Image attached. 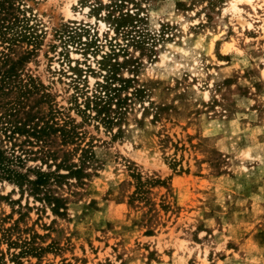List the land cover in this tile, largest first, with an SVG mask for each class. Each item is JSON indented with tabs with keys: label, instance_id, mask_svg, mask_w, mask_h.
<instances>
[{
	"label": "rangeland",
	"instance_id": "1",
	"mask_svg": "<svg viewBox=\"0 0 264 264\" xmlns=\"http://www.w3.org/2000/svg\"><path fill=\"white\" fill-rule=\"evenodd\" d=\"M81 148L61 215L0 179V264H264V0H0V150Z\"/></svg>",
	"mask_w": 264,
	"mask_h": 264
},
{
	"label": "trees",
	"instance_id": "2",
	"mask_svg": "<svg viewBox=\"0 0 264 264\" xmlns=\"http://www.w3.org/2000/svg\"><path fill=\"white\" fill-rule=\"evenodd\" d=\"M8 71V73H11ZM78 90L82 91V88L78 87ZM82 93V92H80ZM95 100H89V97L86 96V99L84 103L86 104V107L89 108L90 104H94L96 107L97 105H101V98L94 95L93 96ZM99 102H97V100ZM97 114H104L103 119L105 117V113H109L107 109H104V106H100L97 109ZM107 119H104L105 123L109 124L110 127L112 125V119L106 116ZM50 129L53 133H61L62 137L61 139L66 142V140H69L73 142L74 137H77V134L72 132L70 135L67 134L63 129V127H54L51 126H44L43 129L35 130V128H32V131L27 130V135L31 136L36 139V141L44 142L46 141V138L49 137V133H46V129ZM20 132V129H18ZM47 150V149H46ZM76 149H74L75 151ZM81 160L80 165H76L66 159V155L68 152L60 151L57 149H48L47 151H37L32 152L26 151L27 153H33L36 156H40L37 158L40 163L43 165L45 164L46 169H42L41 166H33V167H27L24 171H20L16 167H11L9 164H12L13 159L10 158L8 155L5 154L2 150H0V179H4L10 183H13L17 186L19 189L20 196H23L24 192L27 190V195L32 196L35 200H38L48 207H50L51 211L57 215H61L62 210H65V199L61 197V195L56 194L55 192L51 191L48 186L50 181H56L59 183H62L61 181L66 178H74L76 180H81L85 177H88L91 175L89 171L85 170V164L88 161L87 160V153H90L89 148H81ZM43 152V154H42ZM71 154V153H70ZM33 156V157H34ZM18 162H23L22 159L18 156ZM36 160V159H34ZM50 161V164L48 163ZM6 165V166H5ZM51 165L54 166L53 169H51ZM48 168V169H47ZM63 169L66 172L60 173V170ZM33 175V177H31Z\"/></svg>",
	"mask_w": 264,
	"mask_h": 264
},
{
	"label": "built area",
	"instance_id": "3",
	"mask_svg": "<svg viewBox=\"0 0 264 264\" xmlns=\"http://www.w3.org/2000/svg\"><path fill=\"white\" fill-rule=\"evenodd\" d=\"M85 39H86V37H85ZM93 41L92 40H90V41H87V39L82 43L83 44V48H84V50L87 52V50L90 48V47H92L90 44L92 43ZM72 74H75V73H73L72 72Z\"/></svg>",
	"mask_w": 264,
	"mask_h": 264
},
{
	"label": "bare ground",
	"instance_id": "4",
	"mask_svg": "<svg viewBox=\"0 0 264 264\" xmlns=\"http://www.w3.org/2000/svg\"><path fill=\"white\" fill-rule=\"evenodd\" d=\"M66 15H70V11L68 9L66 10Z\"/></svg>",
	"mask_w": 264,
	"mask_h": 264
}]
</instances>
